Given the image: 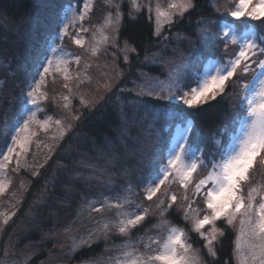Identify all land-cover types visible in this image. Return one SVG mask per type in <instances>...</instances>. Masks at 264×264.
Returning a JSON list of instances; mask_svg holds the SVG:
<instances>
[{
    "label": "snow or ice",
    "instance_id": "1",
    "mask_svg": "<svg viewBox=\"0 0 264 264\" xmlns=\"http://www.w3.org/2000/svg\"><path fill=\"white\" fill-rule=\"evenodd\" d=\"M229 3L103 0L107 9L103 20L90 27L86 22L96 0H64L39 53L22 72L19 105L6 101L10 107L0 121V197L11 184L10 165L13 171L32 168L31 175L39 176V169L78 128L85 112L73 111L74 97L81 109L93 112L115 94L117 134L99 150L97 160L103 164L81 161L80 168L89 169L88 174L67 169L60 203L79 195L73 191L76 182L91 189V181L103 177L108 191L81 196L75 219L62 228L59 220L53 223V238L58 231L69 236L71 254L103 241L105 252L117 254L100 258L99 264H217L231 228L236 231L231 261L264 264V184L253 179L257 173L264 175V0ZM124 8L127 19L144 16L149 21L158 50L145 55L144 63L164 70L165 79L140 71L139 83L132 80V87L121 86L125 68L120 61L130 73L133 54L140 56L135 45L120 43ZM206 11L211 14L202 15ZM194 16L198 19L193 26L189 18ZM184 21L190 34L170 35L173 26ZM65 39L87 55L68 51ZM109 46L115 49L112 61L95 64L103 79L95 81L92 90L90 70ZM58 83L66 92H56ZM50 102L63 110V117H40ZM213 110L220 113V121L206 135L202 128ZM40 132L46 140L38 139ZM33 144L43 162L34 155L33 163H28ZM141 170L145 174L138 180ZM47 189L46 184L34 205L47 203L51 195ZM25 190L21 183L19 191ZM21 203L22 196L13 192L10 210L0 212V233ZM175 213L187 230L168 219ZM150 218L158 222L133 240ZM84 219L91 226L77 237L73 226ZM190 233L200 248L193 247ZM114 238L122 242L114 244ZM16 250L10 239L0 252V264H29L30 254L17 256Z\"/></svg>",
    "mask_w": 264,
    "mask_h": 264
},
{
    "label": "rangeland",
    "instance_id": "2",
    "mask_svg": "<svg viewBox=\"0 0 264 264\" xmlns=\"http://www.w3.org/2000/svg\"><path fill=\"white\" fill-rule=\"evenodd\" d=\"M36 1L41 6L40 11L36 15L32 16V18H30L27 23H21L22 24L21 26H25L27 29V31L21 30L19 35L23 37L22 38L23 41L21 43H24L25 45L22 46L18 43L20 47L19 48L16 47L15 49L13 48L12 50V51L17 50L16 51L17 53L15 55H10L6 57V59L8 60L9 59L13 60L15 64L11 65L9 68L0 69V88H3L5 86V82L3 80L12 77L15 85L19 87V91H20V87L22 86V80L20 78L22 76V72L27 68L28 64L31 61V58L39 53L46 31L50 27H54L55 12L57 11L59 5L64 2V0H36ZM98 1L99 0H96V3ZM159 2L161 3V5H166L167 0H159ZM96 10L97 7H95L94 9L91 20L86 22L87 26L94 27L102 22L101 20L104 17L107 9L104 8V12L100 14L96 13ZM0 19L6 21V19H4L2 15H0ZM174 34H175L174 31H171L170 35H174ZM89 39H90V35H89ZM64 43L68 51L83 56L87 55L86 53L83 52V50L78 49L75 45H73L70 40L65 39ZM114 51L115 49L109 46L107 53H104L102 51L99 61L94 62L93 68L90 70V74L94 78V82L90 86L92 90H95L96 88L95 81L103 79V77L100 76V70L96 68L95 64L99 63L103 65L106 62L111 63L112 53ZM169 55H171V53H169ZM2 57L5 59V56ZM0 62L4 63V61H0ZM120 64L121 67L125 68V76L123 78L121 86L132 87L133 86L131 83L132 80H136L137 83L140 82V78L136 75V73L140 71L146 73L137 63L136 64L132 63V70L130 73L127 70V66L123 64L122 60L120 61ZM146 74L150 77H156L148 73ZM159 79L163 80L165 78L160 77ZM51 87L52 86L50 84L49 88L51 89ZM56 92L58 93L66 92V90L62 89L58 83L56 85ZM125 95L127 96V94ZM112 97H114L113 99L114 101L115 95H112ZM57 101L59 102V98H57ZM102 102L103 101H101V103ZM72 104H73V111L76 110H82L84 112L86 111L81 109L78 98L74 97L72 100ZM2 113L4 114V111L0 110V115H2ZM10 114H9V118H12L10 117L11 116ZM45 114L52 115L57 118L64 116L63 110L57 107L56 104H52L51 102L49 103V105L45 107V111L40 113L39 115L41 118H43ZM9 121H11V119ZM78 128L80 127L78 126ZM80 133H81L80 131H78L77 134L75 132L71 133L70 137L66 138L67 142L65 141L64 143L61 144L59 148L56 149L53 157L58 152H60L59 155L60 158L58 159V157H56L54 159V161L52 162L55 163V165L53 164L54 167L51 168L50 172L44 178H43L44 175L43 170L46 169L49 163H51L53 157L51 160L48 161V163L45 165L44 168L39 169L41 174L35 177L31 175L32 168H27V169L22 168L19 171H13L12 168L14 167V165L9 166L8 179L11 181V184L8 192L5 193L3 197H0V212L10 210L8 208V205L9 202L11 201V194L13 192H16L22 196V203L20 205H17V209H18L17 215L13 217L12 221L9 222V226L6 227L3 233H0V252H2L4 247L10 242L11 239V242L17 245V250H16L17 256H19L21 253L25 255L30 254L31 259L29 261V264H68L69 261L72 259L74 254H71L70 252L71 239L69 238V236L63 234L60 231H58L57 236L53 238L50 232V230L53 227V223L56 220H59L60 227L62 228L71 220L75 219V213L78 209L79 203L81 202L80 199L81 196H87V195L98 196L100 192L108 191V189H106L101 183L103 177H101V181L95 179L91 181L92 184L91 189H89L82 181L76 182L74 184L73 191L79 195L70 199L69 203L67 204L60 203V201L64 199L65 182L67 181V177H68L67 169L70 168L79 169L81 171H84L85 174H88L90 172L89 169L80 168L81 161H89L93 163L103 164L102 160H97V157L100 155V153L89 157H84L85 159L83 158L79 159V155L74 154L75 149L69 148V143L80 139ZM50 134L51 133H49L48 135ZM38 139L46 140L47 137L45 133L40 132ZM62 146L64 147V149L59 150L60 148H62ZM66 146L68 150L65 149ZM34 155L36 156V159H38L40 162H43V155L37 151L35 144H33L32 152L29 154L28 157L29 164L33 163ZM48 171L49 170H46V172ZM144 174H145L144 170H141V172L137 174L138 180L139 177L143 176ZM35 179L39 181L37 182L33 192H31L32 194L31 197L29 198L27 197V194L30 191L33 180ZM21 183H23L26 186V190L23 191L22 193L19 191ZM53 183H55L57 187L53 188L52 187ZM46 184L48 185L47 191L48 193L51 194L47 198V203H39L34 205V201L38 200L41 197V193L44 192ZM140 195L142 197L143 193L141 192ZM144 203L148 204L150 202L144 201ZM168 219L171 220L174 224L175 222L182 221L179 213H175L172 216H169ZM157 222L158 220L156 218H150L148 223H146L148 224L146 227L147 229L146 231L151 229L152 225L156 224ZM90 226L91 225L89 224L87 219L82 220L79 224L73 226L75 235L79 237L82 234H86V230ZM178 226L183 227L182 225H178ZM232 231L234 232V235H236V231L234 229H232ZM33 233H39L40 240L23 241L25 237ZM132 239L135 240L136 236L132 237ZM121 242L122 241L119 238L113 239L114 244L118 245ZM54 244L56 245V247H54ZM103 244L105 248L106 245L105 243ZM110 246L111 245H109V247ZM193 247L197 248V246H195L194 244ZM84 248H88V247H83L81 249ZM116 254L117 253L115 251H110V252L103 251L100 255L96 257H93L91 259L76 264H93V261H96L97 264H99L100 258L107 260L108 257L115 256ZM41 255H43L42 258H40L37 261H32L34 257L36 258Z\"/></svg>",
    "mask_w": 264,
    "mask_h": 264
},
{
    "label": "trees",
    "instance_id": "3",
    "mask_svg": "<svg viewBox=\"0 0 264 264\" xmlns=\"http://www.w3.org/2000/svg\"><path fill=\"white\" fill-rule=\"evenodd\" d=\"M199 5L206 6L209 0H198ZM229 0H220V3H227ZM236 3V0H230L229 6H232ZM96 13L100 14L104 12V5L103 0H99L96 3ZM40 4L36 0H0V15L4 17L5 20L0 21V61H4V63L0 62V69L9 68L11 65H14L13 60H8L6 57L10 55H15L17 52L12 51L13 48H19L20 45L24 46V43H21L22 36L20 35L21 30H26L25 26H21V23H27L32 16L36 15L40 11ZM125 12V19L122 21L121 24V31L119 40L122 44L123 41L127 40L130 44L135 45L140 52L139 59H136L135 55L133 54L132 63H137L141 66L142 70L146 73L156 76L165 78V71L158 67H151L147 66L144 63V56L151 55L153 51H157L158 48L156 47L155 38L151 37V25L149 21L144 17L141 16L138 20L131 21L127 19V8H124ZM211 13L206 11L202 13V15H210ZM3 19V18H2ZM198 17H190L189 20L191 24L194 26L195 21ZM103 20V18H102ZM101 20V21H102ZM188 21L181 22V24L174 25L172 31L174 33L181 32L190 34L187 27ZM22 34V33H21ZM26 34V33H25ZM20 45H19V44ZM20 51V50H19ZM5 56V59L2 57ZM9 79V80H8ZM3 80L5 82V86L0 88V110L6 111L9 109L10 105L6 102L7 100L13 101V107H17L19 104V87L15 85L14 80L12 77ZM115 95V94H113ZM114 97H112L111 101L105 100L100 103L97 110L93 112L85 111V115L80 122L79 127L74 132L77 134L80 131V139L69 143L70 149H75L74 154L79 155V159L84 157H89L95 154L100 153V149L103 148L104 142L106 139H111L114 135L117 134V125L119 122V117L117 115V109L115 104L113 103ZM223 105L221 109H223ZM51 110V109H50ZM10 114V113H9ZM12 117V114H10ZM4 119V114L0 115V121ZM8 119L10 120L11 118ZM220 121V113L216 112L215 110L211 111L208 114L207 120L204 122L206 126L202 128L204 134H208L211 131H215L217 125ZM67 140V139H66ZM67 142V141H66ZM3 141L0 140V145H2ZM65 145V144H64ZM63 145V146H64ZM60 148L59 150L64 149V147ZM67 149V146L65 147ZM68 150V149H67ZM60 152H58L52 159L51 163H49L46 169L43 170V178L47 176L50 172L51 168L54 167L55 163H52L56 157L60 158ZM78 160V158H77ZM54 164V165H53ZM46 170H49L46 172ZM255 183L257 184H264V175L259 173L255 174L253 177ZM39 180H33L31 185L30 191L27 194V197H31V192L36 187V184ZM57 187V186H56ZM182 222V221H180ZM175 222L177 225L183 224ZM148 224L144 226L139 232H137L134 236H139L144 234L147 230ZM187 230V227H186ZM193 244L197 246V248L201 247L200 242H198V238L194 233H190ZM133 236V237H134ZM235 239L234 232L231 228L227 229V237L224 239L223 246L219 251V260L217 264H223L225 260L231 261L232 255V248H233V241ZM37 241L40 240L39 233H33L23 239V241ZM22 241V242H23ZM104 242L95 243L91 247L81 249L80 251L76 252L72 259L69 261L68 264H76L93 257L100 255L104 251ZM43 255L34 257L32 261H37L42 258ZM231 264H234V261H231Z\"/></svg>",
    "mask_w": 264,
    "mask_h": 264
}]
</instances>
